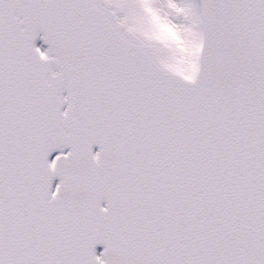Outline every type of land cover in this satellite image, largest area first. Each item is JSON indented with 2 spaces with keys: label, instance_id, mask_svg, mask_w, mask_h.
<instances>
[{
  "label": "snow or ice",
  "instance_id": "obj_1",
  "mask_svg": "<svg viewBox=\"0 0 264 264\" xmlns=\"http://www.w3.org/2000/svg\"><path fill=\"white\" fill-rule=\"evenodd\" d=\"M0 264H264V0H0Z\"/></svg>",
  "mask_w": 264,
  "mask_h": 264
}]
</instances>
